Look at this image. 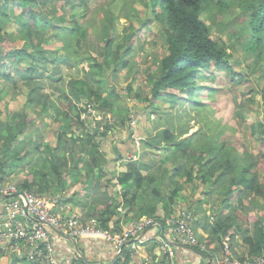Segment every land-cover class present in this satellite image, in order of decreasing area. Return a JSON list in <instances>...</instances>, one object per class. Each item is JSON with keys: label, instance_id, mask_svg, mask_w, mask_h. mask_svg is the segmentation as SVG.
Segmentation results:
<instances>
[{"label": "trees", "instance_id": "1", "mask_svg": "<svg viewBox=\"0 0 264 264\" xmlns=\"http://www.w3.org/2000/svg\"><path fill=\"white\" fill-rule=\"evenodd\" d=\"M71 1L56 0V4H53L52 0H0V76L4 80H15L14 83L23 81L29 87L28 100L32 107L45 112L47 97L42 91L44 83L39 79L42 75L39 68L46 70L48 63L53 64L58 59L46 33L49 30H54L55 33L62 31L68 38V42L63 43L65 59L62 62L68 65L86 63L83 77H71L69 80L68 87L72 98L79 100L83 96L88 101L87 105L93 107L97 103L96 109L114 117V120L106 124V129L118 128L119 122L130 134L132 131L128 130L131 128V117L123 115L121 108L114 106L117 93L103 95L100 89L103 83L100 73L103 68L111 66H131V46L137 45V40L143 33L140 27L134 26L132 19L136 18L141 26L147 25L153 19L162 28L165 53L155 61V69L145 77L150 83L148 90L144 94L135 93L132 98L140 104L141 109L146 104L143 110L145 119H148L149 112H163L155 104L168 100L170 110L164 113L168 120L166 128L158 130L150 138L140 140L145 151L161 154L162 160L166 157L164 152H170L174 163L158 165L157 160L150 159L149 164H141L130 159L126 171L116 176L122 191L117 193L116 190L114 195L109 190L113 181L108 174L111 169L105 171L106 160L99 150L100 143L95 141L97 129L92 133L80 119V113L71 116V105L70 109L54 105L52 109L56 114L58 128L53 148L44 145V149L39 150L41 144L36 142L31 151L22 146L20 149L16 147L31 121L25 113L13 112L9 115V121H0V180L16 173L27 172L25 179L19 181L20 186L23 189L34 188L41 193H48L55 186L59 191L64 190L66 175H82L84 180L81 185L90 196V200L85 203L91 209L88 217L95 216L104 228L117 230L120 218L116 210L120 205L129 208L128 212L135 210L131 221L142 216L163 219L171 213V205L176 202L181 189L180 184L174 180L175 176H184L188 182L197 178L201 183H207L208 192L218 188L222 198L218 211L227 215L223 221L217 220L215 226L211 224L216 231L213 234L216 237L218 233L221 235L218 241L227 235L240 232L245 236L244 240L251 252L255 255L262 254L264 154L263 159L259 155L252 157L246 152L239 155L234 147L226 146L223 141L219 143L218 138L222 137L224 127L209 116L213 112L211 104L202 102L195 93L200 88L196 83L201 73L208 82H213L214 74L218 71L213 70L212 66L231 68L226 45L211 38L209 27L201 17L204 9L215 7L223 10L239 6L245 20V31L249 34L245 39V50L247 53L260 55L264 49V0H141V8L136 5L138 0H98L102 1L98 9L77 13L69 22L63 12L65 5ZM77 1L82 3L83 0ZM116 1L118 7L115 10L111 5ZM8 2L22 9L16 15L12 10L9 11L14 15L17 36L2 31V27L10 22ZM48 5L51 8L48 9ZM133 6L140 12L134 13ZM142 11H146L145 17L149 16L145 21H142ZM118 14L124 15L128 20V25L123 27L124 34L120 33L118 27ZM65 37L58 40L64 41ZM17 38L24 41L20 47L15 46ZM73 40H76V46L85 43L90 56L71 48ZM77 56L79 61H75ZM1 68L6 71L3 72ZM53 73L49 78H52ZM207 90L211 96L215 89L208 85ZM186 103L188 104L184 107ZM139 113L137 111L133 117L143 122L144 119H141ZM194 117L200 127L190 133L193 125L189 119ZM74 126L82 133L77 134ZM119 130L121 129H114L111 135L116 137ZM139 132L142 131L135 133ZM146 132L148 133V129ZM131 142L129 149L137 154L138 148L132 137ZM129 145L112 146L113 153L122 157L129 150L126 148ZM31 153L37 154L35 161L34 157L29 156ZM39 164V168H33ZM43 168L47 170L44 171ZM166 177L173 184L171 191L161 190L162 179ZM113 185L115 187L116 183ZM258 196L262 200H258ZM247 204L251 205L249 212L244 210ZM257 208L260 212L255 211ZM251 229L253 236L250 237L247 234ZM120 230L121 228L118 231ZM21 261V264H34ZM130 261L128 249L124 246L120 256L111 264H128ZM8 262L19 264V260L13 256Z\"/></svg>", "mask_w": 264, "mask_h": 264}, {"label": "rangeland", "instance_id": "2", "mask_svg": "<svg viewBox=\"0 0 264 264\" xmlns=\"http://www.w3.org/2000/svg\"><path fill=\"white\" fill-rule=\"evenodd\" d=\"M52 3L56 4V0H52ZM8 4L10 5L7 9L8 14H10V10H12L15 15L22 11L19 6L13 5L11 2H8ZM100 5H102V1L99 2L98 0H83L82 3L77 0H72L65 5L63 14L66 20L70 22L72 17L77 13H82L89 9L96 10ZM136 5L138 8H141V0L136 1ZM111 6L116 10L118 1L114 2ZM49 8H51L50 5H48V9ZM133 12L137 13L140 11H137L133 6ZM145 12L142 11L141 13V16H144L142 17V21H145L149 17H145ZM241 14V9L237 5L231 8L227 7L223 10H217L215 7H206V9H204L201 17L209 27L211 38L226 45V50L229 52L228 60L231 68L220 65L212 66L213 70L218 71V73L214 74L215 79L213 82H208L205 75L201 73L196 83L200 88L195 94L202 102L211 104L213 112H210L209 116L217 121L221 127H224L222 137L218 138L219 143L223 141L226 146L234 147L239 155L246 152L252 157H257L259 155L260 159H263L264 49H262L260 55L246 52L245 39L249 37V34L245 31V20ZM118 15V27L120 33L124 34L123 27L128 25V20L124 15ZM13 16L14 15L10 16V22L2 27V31H7L8 34L17 36L18 33L15 31L16 25L13 23ZM132 20L134 21V26L136 28L140 27L143 33L137 40V45L131 46V66L123 68L111 66L109 68H103L100 73V78L103 80L100 89L103 91V95L113 92L117 93L114 106H117L119 109L121 108L123 115L131 117L132 129L130 128L128 130L132 131L130 134L127 132L126 128L121 127L119 122H117L118 128L106 129V124L114 120V117L110 113L104 114L102 113L103 111L96 109L95 106L98 105L97 103L93 107V105H87L88 101L83 96L80 97L79 100L72 98L68 87L70 83L69 80L71 77L78 79L82 78L86 63L79 62V64L68 65L62 62V60L65 59L63 43L68 42V38L64 36L62 31L55 33L54 30H49L46 33L48 39L53 44L52 47L59 60L57 59L53 64L48 63L46 70L41 67L39 68V73L42 74L39 76V79L44 83L42 91L47 97V110L45 112L36 109L37 107H32L33 105H31L28 100L29 87L25 85L23 81L18 80L14 83L15 80H4L0 76V121H9V115L17 111L25 113L31 119L29 127L26 129L25 134L18 140L16 147L19 148L22 146L31 151L34 147L33 144L36 142L41 144L39 150L44 149V145L53 148L56 141L55 132L58 128V121L55 120L56 114L52 107L56 105L61 108L70 109L71 105V116L80 113V119L84 121L87 128L92 130V133H95V129H97L95 141L100 143L99 150L103 155V159L106 160L104 161L105 171L111 169V172H108V174L113 181L109 186V190L114 195L116 190L117 193H121L122 191L121 186L117 183L116 176L126 171V166L129 164V161H131L130 159L136 162L138 161L141 164H149L150 159L157 160L158 165H172V163H174V159L171 157L170 152L167 153V151H165L166 157L162 160V158H160V156H162L161 154H153L149 151H145L141 145L142 139L150 138L158 130L166 128L168 120L164 113L170 110V104L168 100H162L156 103L155 107L163 109V112L158 113L157 111H153L148 113L147 110L150 109H147L146 111L149 117L145 119L143 118V110L146 104H143V106L141 105V109L139 107L140 104L132 98L133 94H144V91L148 90L147 87L150 83L145 77L149 72L155 69V61L165 53V49L163 48L164 35L161 32L162 28L160 24L150 19L147 25L141 26V23L138 22L136 18ZM62 37H65L66 40H58ZM23 42L22 39L17 38L15 46L20 47L23 45ZM71 48L77 49L78 53L84 54L87 57L90 56L88 46L83 42L80 43L79 46H76V40H73ZM29 50L31 49L29 48ZM75 61H79V56L76 57ZM1 69H3V72L6 71L5 68ZM52 72H54L51 76L52 78H49ZM14 84L15 86H13ZM208 85L215 89L211 96L207 90ZM130 87L131 91H129ZM187 104L188 103H186L184 107H186ZM83 109L86 110L84 111ZM137 111H140L139 114L141 119H144H142L143 122L133 117L134 114L136 115ZM180 111H182V109H180ZM187 111H189V109ZM192 114L194 115L193 112ZM115 119L117 121L116 116ZM189 121L193 125V129L190 133L200 127L197 118L194 117L189 119ZM73 128L77 134L82 133L81 130L75 126ZM114 129H121L119 130L118 137L111 135ZM146 129H148V133ZM136 131L142 132L135 133ZM102 132L106 133L102 135ZM190 133H188V135ZM131 137L134 139V144L138 148L137 154L134 151H128L127 154L122 157L115 155L112 146H116L119 142L131 140ZM29 156L34 157V161L37 159V154L31 153ZM119 157L121 159H119ZM39 167L40 164L34 165L33 168L37 169ZM261 168H263V165ZM42 170L46 171L47 168H43ZM26 175H28L27 172H20L11 176L15 182L19 183L20 180L25 179ZM65 178L66 188L64 190L59 191L57 186H55L48 192L51 194L52 198L58 200V213L61 214L65 210H72L85 218L88 217L91 209L85 203L90 200V196L84 192L81 185L84 180L83 176L78 175L69 177L66 175ZM174 180L180 184L181 189L178 192L179 194L176 198V202L173 203L171 207L174 205V208L185 206L194 213L196 217L195 222L198 218L201 220L205 219L208 220L209 223H213L214 226L217 220L226 217L227 214H222L218 211L222 202L218 188L208 192L207 183H201L197 178H195L194 181L188 182L185 181L184 176L176 175ZM101 183H103V181H101ZM114 183H116L115 187L113 185ZM160 186L162 191H171L173 189V184L168 177L162 179ZM165 195L168 196L169 194ZM257 199L262 200L260 196H258ZM250 206L247 204L244 210L249 212L251 209ZM99 209H101V207H99ZM128 209L129 208H123L120 205L116 210L117 213H119L120 219L118 226L121 230L127 223L132 222L131 217H134L135 210L128 212ZM255 211L260 212V209L257 208ZM114 229L115 228H113L112 231L118 232L119 230ZM262 230L264 233V223ZM251 231L252 229L248 232L247 236H253V231ZM240 235L244 240L245 236L239 234L238 237ZM153 240L147 242V245H153ZM262 254H264V250ZM12 256L14 257L13 253H10L8 249L6 251L5 249H0V264H9L8 259H11ZM18 260L19 264H21V260L23 259Z\"/></svg>", "mask_w": 264, "mask_h": 264}, {"label": "built area", "instance_id": "3", "mask_svg": "<svg viewBox=\"0 0 264 264\" xmlns=\"http://www.w3.org/2000/svg\"><path fill=\"white\" fill-rule=\"evenodd\" d=\"M174 206L163 219L142 216L116 232L104 228L95 216L85 218L72 210L59 214L58 200L50 193L23 189L9 176L0 180V249H8L17 259L34 264H108L120 256L125 246L131 259L128 264H163L139 251V243L154 239L166 263L176 264L175 244L199 246L203 251L206 246L198 243L194 213L185 206ZM164 228L168 231L165 234ZM66 240L74 241V247L64 254L61 245ZM106 242L112 244L107 251ZM77 250L84 254L86 262ZM207 262L264 264V254L238 258L224 241L221 254L213 253Z\"/></svg>", "mask_w": 264, "mask_h": 264}, {"label": "crops", "instance_id": "4", "mask_svg": "<svg viewBox=\"0 0 264 264\" xmlns=\"http://www.w3.org/2000/svg\"><path fill=\"white\" fill-rule=\"evenodd\" d=\"M118 136H119V134L117 133L116 137H118ZM130 143H132L131 140H127L125 142H119L118 144H119V146H125L126 144L129 145ZM129 147H131V146L129 145L126 148L129 149ZM128 151H131V150L129 149ZM122 155H125V154H122ZM223 220L224 219L222 218L221 221H223ZM214 228L215 227L212 226L208 220H205V219L201 220L198 218L197 221L194 223V230L196 232V236H197V240H198L199 245H205L206 250L203 251L199 246L188 248V247H183L181 245L179 246V244H175L174 250H175V262H176V264H193V263L208 264L207 261L209 258L212 257L213 253L221 254V252L223 250V242L224 241H226L229 244L231 253L235 257L244 258V257H248V256H256L255 254H253L251 252L248 244L243 240L242 236L240 235L239 236L240 238L238 237L240 232H238L237 234L232 235V236L227 235L224 238H222V240L219 242L218 238L221 235H220V233H218L217 237H216V235L213 234V232L215 231ZM150 232L151 231H149V233ZM163 232L165 234L168 231L166 228H164ZM149 241H151V240L144 241L143 243H139L138 244L139 245V251L142 254L147 255L148 257L157 258L159 263L166 264L165 256L157 246L158 242L153 240L154 241L153 245H147V242H149ZM75 246H76V244H75ZM105 246H106V251H107L108 249H111L112 244L106 242ZM73 247H74V241L66 240L62 243L61 250L65 254V253L69 252L71 250V248H73ZM80 253L84 256V254L82 252H80ZM114 259L115 258L110 260L108 262V264H111L114 261Z\"/></svg>", "mask_w": 264, "mask_h": 264}, {"label": "water", "instance_id": "5", "mask_svg": "<svg viewBox=\"0 0 264 264\" xmlns=\"http://www.w3.org/2000/svg\"><path fill=\"white\" fill-rule=\"evenodd\" d=\"M77 252H78V254L80 255V258L83 260V261H87L85 258H84V256L77 250ZM166 264H168V263H166Z\"/></svg>", "mask_w": 264, "mask_h": 264}, {"label": "bare ground", "instance_id": "6", "mask_svg": "<svg viewBox=\"0 0 264 264\" xmlns=\"http://www.w3.org/2000/svg\"><path fill=\"white\" fill-rule=\"evenodd\" d=\"M180 246V245H179ZM182 246V245H181ZM184 247V246H183Z\"/></svg>", "mask_w": 264, "mask_h": 264}]
</instances>
